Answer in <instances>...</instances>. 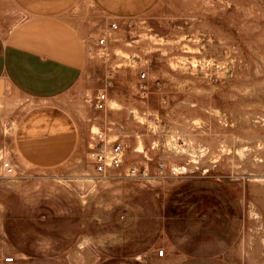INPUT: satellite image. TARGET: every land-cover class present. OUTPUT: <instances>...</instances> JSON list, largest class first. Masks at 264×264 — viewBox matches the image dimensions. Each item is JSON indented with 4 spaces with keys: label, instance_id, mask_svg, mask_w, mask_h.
<instances>
[{
    "label": "rangeland",
    "instance_id": "rangeland-1",
    "mask_svg": "<svg viewBox=\"0 0 264 264\" xmlns=\"http://www.w3.org/2000/svg\"><path fill=\"white\" fill-rule=\"evenodd\" d=\"M73 6L0 82V264H264V0Z\"/></svg>",
    "mask_w": 264,
    "mask_h": 264
},
{
    "label": "crops",
    "instance_id": "crops-1",
    "mask_svg": "<svg viewBox=\"0 0 264 264\" xmlns=\"http://www.w3.org/2000/svg\"><path fill=\"white\" fill-rule=\"evenodd\" d=\"M67 1L74 3L73 7L82 2L0 0V82L29 95L35 92L42 94L39 96L50 95L52 75L45 66V59L50 57L49 42L55 39L51 37V33H55L51 27L66 24L62 19L66 15Z\"/></svg>",
    "mask_w": 264,
    "mask_h": 264
},
{
    "label": "built area",
    "instance_id": "built-area-1",
    "mask_svg": "<svg viewBox=\"0 0 264 264\" xmlns=\"http://www.w3.org/2000/svg\"><path fill=\"white\" fill-rule=\"evenodd\" d=\"M103 42H104L103 39H100L98 41V43L101 45L103 44ZM141 77H144V75L142 74ZM105 100L106 98L103 94H98L96 98L95 106L97 108H102ZM121 153H122L121 145L118 143H114V144L111 143L109 147L107 148V150H104L103 148L93 150L91 152V157L95 162L96 170L98 172H101L108 167H111V168L118 167L121 161ZM5 166H6L5 168L7 171L11 170L9 167H7V165ZM162 254H163V251H160V255ZM4 261L10 262L12 261V258L11 257L6 258L4 259Z\"/></svg>",
    "mask_w": 264,
    "mask_h": 264
}]
</instances>
